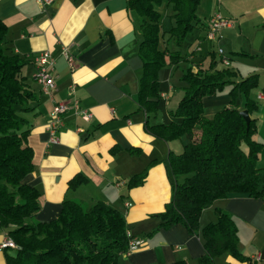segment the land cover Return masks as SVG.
<instances>
[{"label":"crops","instance_id":"1","mask_svg":"<svg viewBox=\"0 0 264 264\" xmlns=\"http://www.w3.org/2000/svg\"><path fill=\"white\" fill-rule=\"evenodd\" d=\"M52 1L42 5L37 0H0V18L8 26L7 45L11 52L26 60L21 75L35 95L34 99L17 106L18 113L27 119L23 129L28 130V135L24 142L34 151V168L24 181L40 192L41 207L32 220L45 222L57 218L66 199L82 202L83 207L98 200L110 205L106 194L113 183L123 201L125 215L131 221H138L142 216L138 210L135 213V208L130 210L132 205H126L131 201L123 188L128 187L126 193L130 192L134 198L142 190L143 185L129 187L128 181L140 171L142 160L154 151L165 157L170 152L184 150L176 141L158 143L150 129L155 124L182 119L171 116L169 110L171 100L183 94L179 89L181 85L178 88L171 76L166 81L163 79L156 112H146L140 104L141 17L129 8L128 0ZM197 10L201 21L195 28L196 34L187 36L182 47L175 46L171 38L167 39L169 32L161 39L162 48L179 50L184 56L179 62L167 65L169 73L180 70V76L189 66L197 71L211 65L214 69L229 68L235 81L257 74L256 85L248 96L241 93L238 102L241 109L248 98L257 105L250 116L256 119L253 138L262 144L258 165L264 167V0H201ZM215 13L232 18L234 22L216 39L208 40L204 34ZM64 46L75 56L74 69L62 54ZM219 48H223V55L218 52ZM43 50H49L56 60L52 73L56 86L50 91H45L43 85L33 79L38 69L34 57ZM223 57L229 59L228 64L223 63ZM232 86V83L226 84L224 90L203 96L207 117L230 103ZM74 99L91 113V118L86 120L79 110L70 109L56 130L59 141L52 142L49 119L53 106L58 101L72 102ZM162 109H166L164 114H161ZM186 138L185 144L190 139L188 134ZM135 147L142 148L141 154H131ZM79 174L86 181L72 188L70 180ZM138 199L141 201L143 197ZM85 200L91 204L84 205ZM210 206L214 214L209 222L216 219L217 208L233 215L238 230V249L243 255L239 258L227 252L216 257L213 264H264V196L233 192ZM203 218L201 226L208 223ZM8 231V227L0 224V243ZM127 231L131 240L142 243L123 254L122 264H162L180 259L188 264H200L198 259L205 254L202 236L190 233L181 223L147 236ZM15 253L16 248L0 249V264H8V256Z\"/></svg>","mask_w":264,"mask_h":264},{"label":"trees","instance_id":"2","mask_svg":"<svg viewBox=\"0 0 264 264\" xmlns=\"http://www.w3.org/2000/svg\"><path fill=\"white\" fill-rule=\"evenodd\" d=\"M163 1L171 4L174 11L175 25L169 30L174 45L182 47L201 21L197 10L201 0H128L129 8L141 17L138 52L143 60V73L139 102L146 112H156L158 108V71L184 59L179 50L169 51L160 46L165 32L161 31L158 6ZM7 32L8 26L0 18V224L9 228L8 233L17 244L16 253L8 256L7 262L122 264L131 236L119 208L103 200L83 207L77 200L66 199L57 218L45 222L32 220L41 207L40 192L24 181L34 168V151L24 142L28 135V130L23 129L27 119L18 113L17 106L34 99L35 95L21 75L26 60L11 52ZM233 76L229 68L214 69L209 65L206 70L195 71L189 66L182 75L186 83L183 96L177 108L170 110L182 119L150 126L153 135L167 140L182 134L190 138L184 150L169 153L173 192L166 210L160 214V224L169 228L181 223L190 233L200 234L205 247V254L198 259L200 264H213L216 257L227 252L243 258L233 215L217 208L216 219L201 226V212L233 192L264 196V167L258 165L262 144L253 138L256 119L251 118L247 128L238 102L241 93L248 96L258 82V75L240 81L233 80ZM231 83L230 103L207 117L203 96L216 94ZM255 104L248 98L244 108L251 113L256 109ZM146 173L147 170L130 177L128 186L143 183ZM84 181L79 174L69 184L75 188ZM162 264L188 262L180 259Z\"/></svg>","mask_w":264,"mask_h":264},{"label":"rangeland","instance_id":"3","mask_svg":"<svg viewBox=\"0 0 264 264\" xmlns=\"http://www.w3.org/2000/svg\"><path fill=\"white\" fill-rule=\"evenodd\" d=\"M158 9L161 12V19H160L161 29L166 34L169 32L170 27L172 25H175L174 24L175 19H174V16L172 15L174 11H173L172 5L168 4L166 1H163L162 4H160L158 6ZM193 34H196V29L192 33L188 34V38ZM168 38H170L169 33L167 34V39ZM162 39H163V37H162ZM169 72L170 71L167 68V66L162 67L158 71L159 78H160L159 91H163L162 90L163 89L162 88L163 79L166 81V79L171 76L172 81L178 85V88L181 85V87L179 89L181 91H183V93H184L183 85H186V83L182 79V74L179 76L180 70L175 71L173 74H170ZM182 96H183V94L180 97H179V95L178 96L176 95L171 100L172 107L170 105L169 110L174 111L177 108L179 101H180ZM174 101H175V104L173 105ZM161 105H164V102H162ZM157 111H158V108H157ZM165 111H166V109H162L161 114H164ZM171 116H174V115L171 113ZM156 138H158V140H157L158 143L163 142L166 144L169 141H171V142L176 141L177 144L180 143V145L178 147H182V148H184L185 141L187 139L186 134H182L176 138L171 137V139H169V140H167L163 137H158V136ZM135 148H137V151H133V152H131V154H136V155L141 154L142 148H139V147H135ZM142 161H144V163H142V165L139 166L138 169H140V171H137L135 173V175L147 170L146 177H145L143 183H141L137 186H134V187H138V186L141 187L143 185L142 190H140L138 192V194L136 195V197L134 198L130 192H129V194L126 193L128 191V187H126V189H125V187L123 188V192L126 194V196H128L127 198L132 202L131 203L132 206H131L130 210L132 208L133 209L135 208V213H137V210H138L140 213V216H142L140 218V220L131 221V218H128L127 214L125 215V208L123 206V201L120 197L119 192L117 193L115 188H113L114 187L113 183L111 184L112 186H110V188H109L110 189L109 193L106 194V198L109 200L110 205L115 206L117 209L119 208L121 213L124 215L127 230L128 229L132 230L131 233L133 235L143 234L142 236H147V235H150V232H154L156 230H161V229L165 228V227L161 226V224H160V222H161L160 214L166 210V204L172 196V192H173L172 182L174 180V178H173L174 176H173L172 170L170 168L168 156L167 155L165 157L162 156V154L158 153L157 150L154 151L151 156H148V157L146 156ZM136 162L138 163L137 158H136ZM151 173H152V175H150ZM83 183H85V182H83ZM140 196L143 197V200H141V201L138 199V197H140ZM83 204L89 205L91 203H90V201L85 200V202H83ZM213 214H214L213 208L211 206H208V207H206V209L204 211L201 212V216H200L201 219L200 220H202V217L204 216L203 220H206L205 222H209V220L212 218L211 216H213ZM136 216H137V214H136ZM137 218H138V216H137Z\"/></svg>","mask_w":264,"mask_h":264},{"label":"built area","instance_id":"4","mask_svg":"<svg viewBox=\"0 0 264 264\" xmlns=\"http://www.w3.org/2000/svg\"><path fill=\"white\" fill-rule=\"evenodd\" d=\"M40 4L45 5V4H50L53 2L52 0H37ZM234 19L228 18L223 16L221 13H215L210 17V26L209 29L206 32V39L208 40H214L220 35L221 31H223L224 28L229 27L233 24ZM220 54L223 55V48H219L218 51ZM62 54L68 61L69 65L71 66L72 69L75 67V56L67 46H64L62 48ZM35 62L38 65V69L36 72L33 74V79L43 85V89L45 91H50L53 88H55L56 83L55 79L53 77V70H54V65L56 63L55 57L49 50H43L39 52L35 57H34ZM223 63L228 64L229 59L226 57H223L222 59ZM73 108L79 110L81 112V115L84 119L88 120L91 118V113L89 111H86L82 109L79 105V102L77 99H74V101L69 102V101H63L56 103L53 106V109L50 112V119H49V130L51 133V141L52 142H57L58 137L56 136V130L60 125L63 124V116ZM127 206L131 205V202L127 201L126 202ZM129 234V232L127 231ZM142 243L141 240H130L129 243V249L127 251L131 252L135 248H137L140 244ZM17 246L15 240L8 234L7 237L0 243V249L6 248V247H12L15 248Z\"/></svg>","mask_w":264,"mask_h":264},{"label":"water","instance_id":"5","mask_svg":"<svg viewBox=\"0 0 264 264\" xmlns=\"http://www.w3.org/2000/svg\"><path fill=\"white\" fill-rule=\"evenodd\" d=\"M241 114L243 115V117L245 118L246 120V123H247V128H249L250 126V121H251V116H250V113L248 111V109L244 108V109H241Z\"/></svg>","mask_w":264,"mask_h":264}]
</instances>
